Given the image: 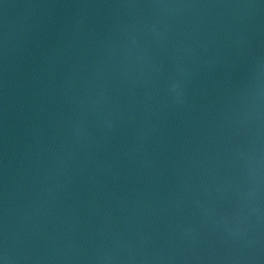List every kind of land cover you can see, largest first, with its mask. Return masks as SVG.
<instances>
[{
  "label": "water",
  "instance_id": "obj_1",
  "mask_svg": "<svg viewBox=\"0 0 264 264\" xmlns=\"http://www.w3.org/2000/svg\"><path fill=\"white\" fill-rule=\"evenodd\" d=\"M4 264H264V0H0Z\"/></svg>",
  "mask_w": 264,
  "mask_h": 264
},
{
  "label": "snow or ice",
  "instance_id": "obj_2",
  "mask_svg": "<svg viewBox=\"0 0 264 264\" xmlns=\"http://www.w3.org/2000/svg\"><path fill=\"white\" fill-rule=\"evenodd\" d=\"M0 264H4V260L0 258Z\"/></svg>",
  "mask_w": 264,
  "mask_h": 264
}]
</instances>
